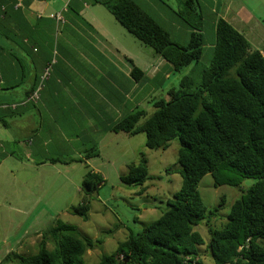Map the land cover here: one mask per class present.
I'll use <instances>...</instances> for the list:
<instances>
[{
    "label": "trees",
    "instance_id": "1",
    "mask_svg": "<svg viewBox=\"0 0 264 264\" xmlns=\"http://www.w3.org/2000/svg\"><path fill=\"white\" fill-rule=\"evenodd\" d=\"M95 1L174 71L192 65L177 86L168 89L167 98L152 102L153 111L137 109L109 127L112 132L143 134L148 149H165L177 138L181 185L158 218L129 234L111 253H102L96 264H203L199 257L203 245L214 264H264V54L219 17L208 64L194 76L205 45L201 26L184 19L190 30L181 45L134 0ZM198 5L197 0H185L184 11L202 25ZM132 75L138 81L144 74L132 65ZM140 159L126 164L123 183L142 185L149 178L147 163ZM86 168L79 203L70 207L71 213L83 218L92 194L104 182L101 173ZM225 172L231 174L225 177ZM207 173L216 184L232 186L243 178H258L231 203L225 219L215 227L211 222L218 209H207L197 187ZM200 222L208 226L206 243L195 229ZM50 241L54 245L48 248ZM98 242L58 221L42 233L36 253L10 251L1 264H87L83 255Z\"/></svg>",
    "mask_w": 264,
    "mask_h": 264
},
{
    "label": "crops",
    "instance_id": "2",
    "mask_svg": "<svg viewBox=\"0 0 264 264\" xmlns=\"http://www.w3.org/2000/svg\"><path fill=\"white\" fill-rule=\"evenodd\" d=\"M134 1L143 9L163 4ZM0 11V171L27 168L78 178L73 172L84 175L87 166L100 173V163L92 158L102 157L107 140H118L109 127L141 106H152L164 86L167 98L174 86L171 64L95 0H0ZM56 13L62 20L52 17ZM50 61L49 76L42 79ZM132 65L144 74L138 81ZM38 86L39 98L31 100ZM132 151L120 153L121 164L135 161L128 159ZM106 161L113 163L111 157ZM22 234L13 235L15 248ZM41 236L34 232L27 246L39 244Z\"/></svg>",
    "mask_w": 264,
    "mask_h": 264
},
{
    "label": "rangeland",
    "instance_id": "3",
    "mask_svg": "<svg viewBox=\"0 0 264 264\" xmlns=\"http://www.w3.org/2000/svg\"><path fill=\"white\" fill-rule=\"evenodd\" d=\"M185 0H161L163 4L151 5L145 9L157 22L169 32L172 41L185 45V33L191 24L201 26L204 31V50L199 64L194 67V76L198 75L200 67L207 65L211 56L214 23L221 17L233 25L257 49H264V0H197L198 9L202 17V25L196 17H189L184 11ZM252 15L250 19L246 16ZM176 21H182L177 23ZM181 26H180V25ZM152 54L154 52L152 51ZM188 66L187 68H191ZM173 72L171 79L174 86L177 80L187 72ZM174 81V82H173ZM169 86V85H168ZM164 90L158 89L157 98H165ZM147 112L153 111L151 105L141 106ZM140 109V108H139ZM118 134V140H107L101 156H94L101 165V175L104 182L89 200L87 217L83 218L70 212V207H76L80 197L81 171L73 172L79 177L71 175L67 178L62 172L38 171L24 168L13 172L0 171V264L7 255V249L12 245L14 252L28 255L36 253L38 244L27 246V242L36 231H47L59 221L69 224L88 235L95 243L92 249L86 250L83 257L87 264H96L102 253H111L120 241L129 234L140 232L146 225L158 218L167 207L166 202L172 199L173 194L181 185V176L176 164L178 140L170 141L165 149H148L145 146L143 134L129 135L130 143L123 133ZM144 138V139H143ZM135 154L130 157L135 161L144 159L147 163L149 178L142 185H127L121 180L126 175V166L121 164L120 157L129 152ZM114 152V153H113ZM105 153V154H104ZM113 153V155H112ZM121 153V155H120ZM112 158L113 163L106 159ZM6 169V167H5ZM83 171V170H82ZM230 172H225L227 177ZM11 183H7L6 177ZM258 178H243L239 185L228 183L216 184L210 173L204 175L198 183V191L207 209H218V214L212 219V226H219L230 210L231 203L238 198ZM195 229L208 241V226L200 222ZM22 234V243L15 248L13 235ZM57 239H61L59 234ZM48 248L53 247V241L46 243ZM199 257L203 264H214L205 245L199 248ZM12 264V263H10Z\"/></svg>",
    "mask_w": 264,
    "mask_h": 264
},
{
    "label": "built area",
    "instance_id": "4",
    "mask_svg": "<svg viewBox=\"0 0 264 264\" xmlns=\"http://www.w3.org/2000/svg\"><path fill=\"white\" fill-rule=\"evenodd\" d=\"M53 18H55L56 20H62V15L60 13H56V14H53L52 15ZM52 62L53 61H50L48 62L45 67H44V70H43V75H42V79L44 78H47L49 76V73H50V69H51V66H52ZM40 89V86H38L30 95V99L31 100H37L39 98V94H38V91Z\"/></svg>",
    "mask_w": 264,
    "mask_h": 264
}]
</instances>
